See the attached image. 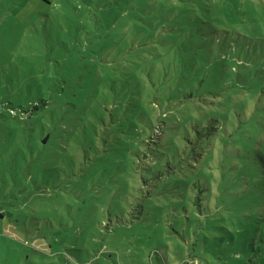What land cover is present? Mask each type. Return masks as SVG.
Masks as SVG:
<instances>
[{
	"label": "rangeland",
	"instance_id": "374dc122",
	"mask_svg": "<svg viewBox=\"0 0 264 264\" xmlns=\"http://www.w3.org/2000/svg\"><path fill=\"white\" fill-rule=\"evenodd\" d=\"M60 84L87 147L0 142V264H264V0H0V129Z\"/></svg>",
	"mask_w": 264,
	"mask_h": 264
},
{
	"label": "trees",
	"instance_id": "16d2710c",
	"mask_svg": "<svg viewBox=\"0 0 264 264\" xmlns=\"http://www.w3.org/2000/svg\"><path fill=\"white\" fill-rule=\"evenodd\" d=\"M58 87L59 85H55L53 88L54 90H56ZM59 90H61L62 99L56 98L55 96L54 97L49 96V99H46V97L45 98L41 97L40 99H38V101H34L30 103L29 106L31 109L29 108L26 109L22 107L21 109H18L17 112L21 114L22 112H25V114L28 115L26 117H29L31 114L30 110L35 111V123H38L37 120L40 118L39 114L42 108L46 109L49 106H51L52 108H49L51 111H53L55 108L62 109L60 123L63 120H65L67 117L74 118L76 119V122H77L76 130L74 129H72V131L70 130L69 134L67 135V138L61 140V142L57 141L56 138L50 140V135L48 137H44V133L48 132L49 128L44 129V126L42 125L33 126L32 124L28 126L24 123L20 124L19 121L21 120V118L17 117L18 115L16 112L15 116H12V118H15V125L3 127L0 129L1 144L4 147H8V148H10V146H13V145H18V146L23 145L25 148H27V150H29L31 146H34L37 150H39V152H37L36 157H39L40 153L46 154V150L48 149V147H50V150L52 151L59 150V147H61L60 143L62 142L66 144H70L72 141H75L73 143L77 144L80 148L81 146L86 148L87 146L84 145L86 141L84 142V139H83L84 137L82 138L79 132V129L81 125L83 124L85 127L84 131H86V125L84 122V119H85L84 115L86 114V112L84 110H81L82 105L84 104V100L82 99L84 92H81V86L79 88L75 87L74 89H70L66 87L65 89L61 84H60V89H58L57 92H59ZM63 104H66L65 110L61 108ZM8 108H9L8 112L10 114L11 113L14 114V107H8ZM73 111L75 112L73 113ZM41 124H44V123L42 122ZM92 127H93V131L95 132V126L93 124H92ZM90 140L91 142L94 141V137H92ZM17 147L12 148L14 151L9 152V159L7 160V162L1 163L3 167V170L1 171L2 175H4L5 173H8L10 175L9 168L11 166H14V164L19 166V163L17 162L18 159L15 160V158L12 156L15 153V149ZM68 157L72 159L74 158L73 156H70V155ZM39 162L40 161H38V164ZM33 177L32 175H30V173H28L23 176V179L28 180V179H32ZM18 181H23V180L20 179ZM3 201H5L4 205L6 206H12L13 204V201L11 200L10 197L4 198ZM4 215H5V212L2 209H0V220H3Z\"/></svg>",
	"mask_w": 264,
	"mask_h": 264
}]
</instances>
